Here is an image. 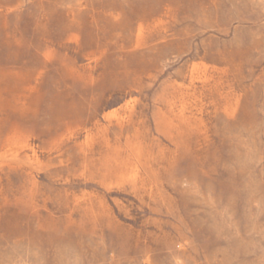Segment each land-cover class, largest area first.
<instances>
[{"label": "rangeland", "instance_id": "374dc122", "mask_svg": "<svg viewBox=\"0 0 264 264\" xmlns=\"http://www.w3.org/2000/svg\"><path fill=\"white\" fill-rule=\"evenodd\" d=\"M0 264H264V0H0Z\"/></svg>", "mask_w": 264, "mask_h": 264}]
</instances>
